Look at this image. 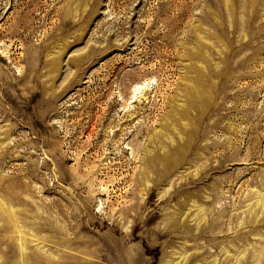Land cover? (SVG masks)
<instances>
[{"label":"rangeland","instance_id":"obj_1","mask_svg":"<svg viewBox=\"0 0 264 264\" xmlns=\"http://www.w3.org/2000/svg\"><path fill=\"white\" fill-rule=\"evenodd\" d=\"M0 264H264V0H0Z\"/></svg>","mask_w":264,"mask_h":264},{"label":"bare ground","instance_id":"obj_2","mask_svg":"<svg viewBox=\"0 0 264 264\" xmlns=\"http://www.w3.org/2000/svg\"><path fill=\"white\" fill-rule=\"evenodd\" d=\"M229 1V0H228ZM149 165L152 166V167H156L159 163H160V159L159 158H153V159H150L149 161ZM171 198V197H170ZM169 198V199H170ZM197 208H199V205L197 206ZM184 215V213L182 212V210H179V211H175L171 214H169V218H170V223L171 224H177L178 220ZM189 218L188 215L184 218V219H187Z\"/></svg>","mask_w":264,"mask_h":264}]
</instances>
